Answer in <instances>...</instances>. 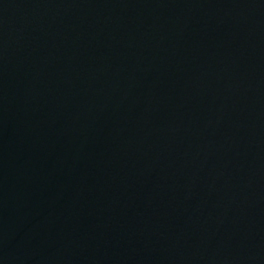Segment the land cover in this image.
<instances>
[{
  "label": "water",
  "instance_id": "water-1",
  "mask_svg": "<svg viewBox=\"0 0 264 264\" xmlns=\"http://www.w3.org/2000/svg\"><path fill=\"white\" fill-rule=\"evenodd\" d=\"M0 264H264V0H0Z\"/></svg>",
  "mask_w": 264,
  "mask_h": 264
}]
</instances>
